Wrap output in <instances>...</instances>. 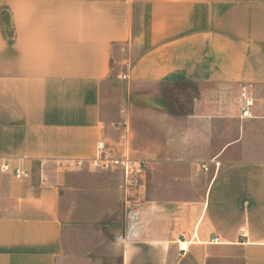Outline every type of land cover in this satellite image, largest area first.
<instances>
[{
	"label": "crops",
	"instance_id": "0c3cea01",
	"mask_svg": "<svg viewBox=\"0 0 264 264\" xmlns=\"http://www.w3.org/2000/svg\"><path fill=\"white\" fill-rule=\"evenodd\" d=\"M115 69L145 103L149 84L195 90L169 117L209 167L201 196L144 205L122 264H264V0H0V264H65L64 210L95 175L61 163L96 157L115 131L129 141L102 116Z\"/></svg>",
	"mask_w": 264,
	"mask_h": 264
},
{
	"label": "rangeland",
	"instance_id": "374dc122",
	"mask_svg": "<svg viewBox=\"0 0 264 264\" xmlns=\"http://www.w3.org/2000/svg\"><path fill=\"white\" fill-rule=\"evenodd\" d=\"M122 74L115 69L103 84L102 116L111 128L126 129V149L120 144L122 134L116 131L110 140L113 147L149 159L147 190L140 198L132 199L127 210L115 172L91 169L96 186L76 195L79 206L73 203L72 209L64 210L65 218L72 223L65 232V264H122L121 236L137 219L130 212L139 214L148 201L173 212L177 202L201 196L206 185L204 161H192L188 153L198 151L197 157H201L208 148L187 146L184 137L178 140L177 125L169 117L186 115L191 110L195 90L186 85L149 84L144 91L153 97L145 103L133 94Z\"/></svg>",
	"mask_w": 264,
	"mask_h": 264
},
{
	"label": "built area",
	"instance_id": "2783aa9c",
	"mask_svg": "<svg viewBox=\"0 0 264 264\" xmlns=\"http://www.w3.org/2000/svg\"><path fill=\"white\" fill-rule=\"evenodd\" d=\"M122 79H128L126 74L121 76ZM241 116L248 118L252 116V107L255 98L250 92L247 85L241 87ZM98 154L91 159H75L67 160L61 163L62 166L69 168H83L89 166L93 169H111L120 175V188L125 200V207L128 210L132 203V199L140 198L147 190V174L149 169V160L143 157H136L128 153L117 152L114 147L105 140H100L97 144ZM203 169L208 171L206 164L202 165ZM11 166L6 161L0 162V171H9ZM17 179H24L30 176V172L23 168L13 170ZM132 218L136 219L138 212L131 213ZM188 242H181L180 251L185 252Z\"/></svg>",
	"mask_w": 264,
	"mask_h": 264
}]
</instances>
